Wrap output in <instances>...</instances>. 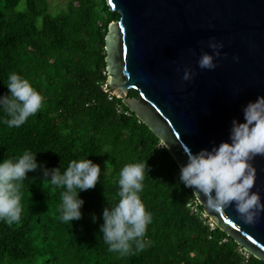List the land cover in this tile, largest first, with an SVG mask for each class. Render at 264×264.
Here are the masks:
<instances>
[{"label": "trees", "instance_id": "trees-1", "mask_svg": "<svg viewBox=\"0 0 264 264\" xmlns=\"http://www.w3.org/2000/svg\"><path fill=\"white\" fill-rule=\"evenodd\" d=\"M118 18L105 0H68L54 14L47 0H0V94L8 93L7 75L16 72L43 96L20 127L0 122V158L29 149L38 163L60 165L61 172L86 155L101 168L95 187L79 192L81 217L71 223L59 219L63 189L39 167L29 172L20 222L0 221V264H264L209 226L168 150L121 99L104 91V37ZM144 159L140 198L152 214L146 247L109 252L99 232L102 209L117 198L120 168Z\"/></svg>", "mask_w": 264, "mask_h": 264}, {"label": "water", "instance_id": "water-1", "mask_svg": "<svg viewBox=\"0 0 264 264\" xmlns=\"http://www.w3.org/2000/svg\"><path fill=\"white\" fill-rule=\"evenodd\" d=\"M119 14L104 37L106 89L160 140L178 168L193 153L228 140L242 106L264 95V0H105ZM209 39L221 41L216 67L200 68ZM188 67L194 75L183 80ZM137 96L128 97L129 90ZM253 191L264 202V155ZM192 190V189H191ZM193 192V191H192ZM196 202L215 227L264 262V212L246 224L233 205L209 209Z\"/></svg>", "mask_w": 264, "mask_h": 264}, {"label": "clouds", "instance_id": "clouds-1", "mask_svg": "<svg viewBox=\"0 0 264 264\" xmlns=\"http://www.w3.org/2000/svg\"><path fill=\"white\" fill-rule=\"evenodd\" d=\"M212 52L202 51L197 64L200 68L216 67L214 56H219L221 41L209 39ZM194 73L188 67L182 79L190 80ZM7 94H0V122L8 127H20L42 106L43 96L31 83L16 72L7 75ZM243 120L233 118L228 140L201 148L193 153L185 147L186 162L179 167V181L193 192L204 197L202 203L209 209L220 210L230 204L234 206L246 224H255L262 212L264 202L260 194L253 191L256 169L250 162L256 155H264V95L258 94L242 106ZM106 165V163H105ZM41 169V175L52 185L62 188L58 205L62 222L81 217L83 199L79 192L95 187L101 168L87 155L70 160L60 171V165L52 168L38 163L35 151L24 149L21 154L0 158V221L8 225L19 223L23 181L29 172ZM109 166L106 165L105 169ZM104 169V175L107 172ZM147 172L146 160L124 164L118 174V189L114 202H107L101 212L99 232L109 252L130 254L133 245L136 251L146 247L144 240L152 214L146 210L140 193ZM95 221V214L92 215Z\"/></svg>", "mask_w": 264, "mask_h": 264}, {"label": "rangeland", "instance_id": "rangeland-1", "mask_svg": "<svg viewBox=\"0 0 264 264\" xmlns=\"http://www.w3.org/2000/svg\"><path fill=\"white\" fill-rule=\"evenodd\" d=\"M68 0H47L49 5V12L54 14L60 10L65 9Z\"/></svg>", "mask_w": 264, "mask_h": 264}, {"label": "built area", "instance_id": "built-area-1", "mask_svg": "<svg viewBox=\"0 0 264 264\" xmlns=\"http://www.w3.org/2000/svg\"><path fill=\"white\" fill-rule=\"evenodd\" d=\"M203 216H204V214H203ZM208 224H209V226L211 228H213V223L210 220H209V223ZM239 250L241 251L242 254H244L245 257H247V254L248 253L245 250H243L241 247L239 248Z\"/></svg>", "mask_w": 264, "mask_h": 264}]
</instances>
